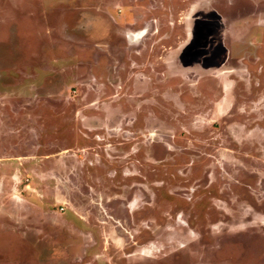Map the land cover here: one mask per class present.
I'll use <instances>...</instances> for the list:
<instances>
[{
  "label": "rangeland",
  "instance_id": "374dc122",
  "mask_svg": "<svg viewBox=\"0 0 264 264\" xmlns=\"http://www.w3.org/2000/svg\"><path fill=\"white\" fill-rule=\"evenodd\" d=\"M0 264H264V0H0Z\"/></svg>",
  "mask_w": 264,
  "mask_h": 264
},
{
  "label": "bare ground",
  "instance_id": "6f19581e",
  "mask_svg": "<svg viewBox=\"0 0 264 264\" xmlns=\"http://www.w3.org/2000/svg\"><path fill=\"white\" fill-rule=\"evenodd\" d=\"M143 33L136 34V35H130V41H138V39H140L142 37Z\"/></svg>",
  "mask_w": 264,
  "mask_h": 264
}]
</instances>
